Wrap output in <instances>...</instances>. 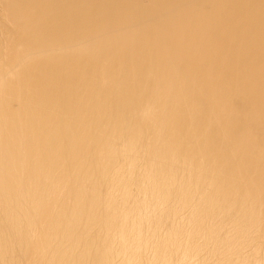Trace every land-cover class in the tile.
Masks as SVG:
<instances>
[{"label": "bare ground", "instance_id": "obj_1", "mask_svg": "<svg viewBox=\"0 0 264 264\" xmlns=\"http://www.w3.org/2000/svg\"><path fill=\"white\" fill-rule=\"evenodd\" d=\"M0 264H264V0H0Z\"/></svg>", "mask_w": 264, "mask_h": 264}]
</instances>
